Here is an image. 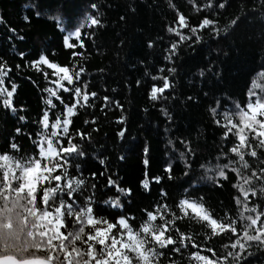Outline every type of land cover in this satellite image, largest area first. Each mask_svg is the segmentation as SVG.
I'll return each instance as SVG.
<instances>
[{"label": "snow or ice", "instance_id": "6c2138e0", "mask_svg": "<svg viewBox=\"0 0 264 264\" xmlns=\"http://www.w3.org/2000/svg\"><path fill=\"white\" fill-rule=\"evenodd\" d=\"M169 2L174 19L166 30L175 37L165 49L164 59L169 62L183 45L201 42L205 31L223 39L222 34L231 35L257 11L264 18V0H260L251 9L241 6L221 27L218 13L222 15L232 0H189L192 11L208 13L192 24L187 14L172 0ZM90 7L95 13L84 14L75 24L71 17L67 25L61 17L55 18L63 47L70 50L68 62L61 64L45 51L30 61L24 59V67L40 73L47 82L41 89L43 107L31 120L35 126L32 130H23L29 118L19 114L24 109L16 105L18 84L12 77L13 68L0 56V108L16 115L20 122L0 145V264H249L250 259L254 264H264V66L251 80L243 100L222 97L208 109L212 123L221 130L222 144L214 158L200 163V180L220 188L231 177L235 192L232 206L218 212L204 195L196 194L199 180L192 179V167L201 153L190 140L181 139L179 159L188 186L177 185L171 202L169 191L161 186L159 198L139 209L138 218L124 203L133 195L132 188L122 187L118 178L105 176L103 171L85 176L77 162L86 159L85 145L92 141V134L75 127L74 117L97 97L84 79L86 68L81 62L85 55L77 49L85 47L83 37L89 36L86 27L104 26L99 6L92 3ZM24 19L28 20V16ZM0 23H5L3 16ZM8 32L9 41L24 39L15 28L9 27ZM154 46L149 40L148 47ZM16 55L25 58L23 50ZM14 67L19 69L21 65ZM165 70L167 75L151 77V101L160 100L173 87L170 77L176 68L161 69ZM103 101L105 108L111 102L121 109L118 123L125 120L119 102L110 101L108 96ZM162 111L172 119L165 109ZM95 120L93 116L83 123L89 125ZM117 135L124 136L125 129ZM21 136L29 142L27 145L19 142ZM143 162L149 163L147 159ZM99 163L103 165L105 160ZM173 171L174 164L169 160L162 175L145 174L139 181L140 188L151 194L153 182L176 184L178 177ZM98 176L105 178L102 186L95 182ZM101 187L107 190V198L98 201L96 193ZM100 203L120 212L102 215Z\"/></svg>", "mask_w": 264, "mask_h": 264}, {"label": "trees", "instance_id": "16d2710c", "mask_svg": "<svg viewBox=\"0 0 264 264\" xmlns=\"http://www.w3.org/2000/svg\"><path fill=\"white\" fill-rule=\"evenodd\" d=\"M92 3L99 6L104 26L86 27L92 38L84 36L85 47L77 49L85 55L81 62L86 68L84 79L89 82V90L97 93L91 106L79 109L74 117L75 127L92 134V141L85 145L86 159L77 161L81 163L83 174L88 176L90 172L99 174L103 171L105 176L118 178L122 187L132 188L133 195L124 199V203L139 218V209L159 198L161 186L169 191V202L176 197L177 185L188 186L183 176L184 165L179 159V152L183 150L179 141L188 139L201 153L195 157L192 167V179L199 180L200 190L196 194L204 195L207 203L218 212L230 208L235 195L232 178L216 188L211 181L200 180L203 173L199 165L205 159L214 158L222 144L221 130L212 123L209 107L222 97L243 100L251 80L264 66V18L260 12L248 16L231 35L222 34L223 39L203 32L201 42L183 45L169 62L164 59L165 49L175 39L166 30L174 19L169 0H0V16L5 21L0 23V56L13 68L12 77L18 84L16 105L18 108L23 106L24 111L19 114L29 118L24 123V131L35 127L31 120L37 118L43 107L41 89L47 84L40 73L24 67V59L30 61L45 51L61 64L68 62L70 50L63 47L62 33L55 18L61 17L67 25L71 17L75 24L84 14L95 13L96 10L90 7ZM172 3L190 17L192 24L208 14L192 11L189 0H172ZM259 3L260 0H232L222 15L218 13L221 27L238 13L241 6L251 9ZM122 16L123 20L120 19ZM9 27L17 29V35L24 39L9 41ZM149 40L155 43L154 47H148ZM18 50L25 52V58L16 55ZM16 64L21 67L15 69ZM168 67L176 68L170 77L173 87L166 90L160 100L151 101L148 98L153 82L151 77L167 75L166 70L161 69ZM100 69H103L102 73ZM137 80L141 81L139 85ZM104 96L123 106V122L118 123L121 109L111 102L106 108L102 106ZM64 98L68 99L67 93ZM162 109L172 116L171 120ZM93 116L95 122L84 125L83 121H91ZM16 126H20L16 115L0 108V145ZM122 128L125 135L118 136ZM169 140L173 142L171 145ZM19 142L29 143L23 136ZM145 148H148L147 152ZM100 159H104L105 164H100ZM145 159L148 164L143 162ZM169 160L174 164L173 175L178 177L176 184L153 182L151 194L140 188L139 181L145 174L149 177L162 175L164 164ZM95 182L102 186L105 178L98 176ZM106 191L103 187L97 191L98 201L107 198ZM99 210H104L102 215L120 212L119 209H107L102 203ZM194 230L199 231V228ZM214 243L218 245L220 241ZM249 264H254V260L250 259Z\"/></svg>", "mask_w": 264, "mask_h": 264}]
</instances>
